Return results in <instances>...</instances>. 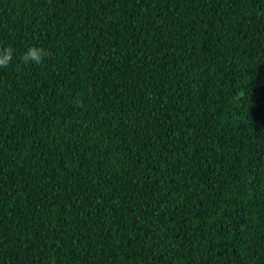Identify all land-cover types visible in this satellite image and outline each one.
I'll list each match as a JSON object with an SVG mask.
<instances>
[{
  "label": "trees",
  "instance_id": "obj_1",
  "mask_svg": "<svg viewBox=\"0 0 264 264\" xmlns=\"http://www.w3.org/2000/svg\"><path fill=\"white\" fill-rule=\"evenodd\" d=\"M9 45L0 264H264V0H0Z\"/></svg>",
  "mask_w": 264,
  "mask_h": 264
},
{
  "label": "clouds",
  "instance_id": "obj_2",
  "mask_svg": "<svg viewBox=\"0 0 264 264\" xmlns=\"http://www.w3.org/2000/svg\"><path fill=\"white\" fill-rule=\"evenodd\" d=\"M49 55L43 47L31 46L20 56V61L24 65L40 64ZM14 59V49L11 45L0 47V68H7ZM79 103V102H78Z\"/></svg>",
  "mask_w": 264,
  "mask_h": 264
}]
</instances>
